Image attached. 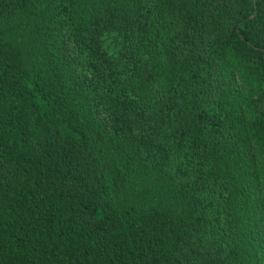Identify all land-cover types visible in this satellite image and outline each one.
Listing matches in <instances>:
<instances>
[{
	"label": "trees",
	"instance_id": "obj_1",
	"mask_svg": "<svg viewBox=\"0 0 264 264\" xmlns=\"http://www.w3.org/2000/svg\"><path fill=\"white\" fill-rule=\"evenodd\" d=\"M0 264H264V0H0Z\"/></svg>",
	"mask_w": 264,
	"mask_h": 264
},
{
	"label": "rangeland",
	"instance_id": "obj_2",
	"mask_svg": "<svg viewBox=\"0 0 264 264\" xmlns=\"http://www.w3.org/2000/svg\"><path fill=\"white\" fill-rule=\"evenodd\" d=\"M105 47L107 50L110 52H113L115 49V41H114V36L113 35H107L105 38Z\"/></svg>",
	"mask_w": 264,
	"mask_h": 264
}]
</instances>
